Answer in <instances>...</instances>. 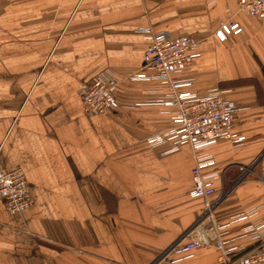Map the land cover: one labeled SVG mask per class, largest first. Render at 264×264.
I'll return each instance as SVG.
<instances>
[{
  "label": "crops",
  "instance_id": "1",
  "mask_svg": "<svg viewBox=\"0 0 264 264\" xmlns=\"http://www.w3.org/2000/svg\"><path fill=\"white\" fill-rule=\"evenodd\" d=\"M228 21L242 30L222 41ZM159 31L196 39L173 75L191 84L129 78ZM106 70L124 76L119 108L88 113L82 85ZM215 87L230 90L243 141L204 150L218 173L211 216L191 193L196 151L149 138L172 127L169 95ZM14 168L33 202L0 201V264H153L187 233L210 245L161 264H219L218 225L233 255L252 248L249 230L264 232V19L238 0H0V172Z\"/></svg>",
  "mask_w": 264,
  "mask_h": 264
},
{
  "label": "built area",
  "instance_id": "2",
  "mask_svg": "<svg viewBox=\"0 0 264 264\" xmlns=\"http://www.w3.org/2000/svg\"><path fill=\"white\" fill-rule=\"evenodd\" d=\"M239 11L248 16L264 19V0H238ZM242 28L238 22H224L216 31V36L224 41L231 33H239ZM195 38L182 35L173 36L166 31L152 33V42L144 53V65L141 71L129 75L131 79H149L145 70H153L156 77L173 90L187 86L193 79H174L173 75L186 70L197 57L194 51ZM124 78L122 74L106 70L82 85L81 94L88 113L115 114L119 108L115 89ZM229 89L215 87L205 95L190 91L169 95L166 104L172 106L171 123L167 131L149 138L152 144L173 140L174 148L189 144L195 154L192 169V195L204 199L206 214L213 216L215 203L210 200L216 193L215 179L217 172H205L215 165L214 157L204 151L221 139H229L235 145L242 144L243 137L238 136L233 127L237 118L238 107L226 96ZM162 101H164L162 99ZM0 201L11 212H21L28 208L33 198L26 174L21 168L0 172ZM225 225H218L213 245L221 251L219 264H264V232L250 229L251 238L261 241L244 252L233 255L234 247H226L223 238ZM263 239V240H262ZM203 245H210L188 233L168 247L153 264L174 263L188 258L193 251Z\"/></svg>",
  "mask_w": 264,
  "mask_h": 264
}]
</instances>
